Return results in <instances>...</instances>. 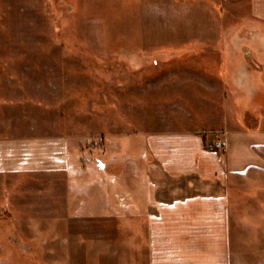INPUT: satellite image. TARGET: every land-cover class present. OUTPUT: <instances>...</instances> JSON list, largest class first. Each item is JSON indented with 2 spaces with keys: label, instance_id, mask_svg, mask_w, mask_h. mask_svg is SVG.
<instances>
[{
  "label": "rangeland",
  "instance_id": "rangeland-1",
  "mask_svg": "<svg viewBox=\"0 0 264 264\" xmlns=\"http://www.w3.org/2000/svg\"><path fill=\"white\" fill-rule=\"evenodd\" d=\"M263 26L250 0H0V124L70 155L0 195V264H145L142 136L256 126ZM262 246L232 229L237 264Z\"/></svg>",
  "mask_w": 264,
  "mask_h": 264
},
{
  "label": "crops",
  "instance_id": "crops-1",
  "mask_svg": "<svg viewBox=\"0 0 264 264\" xmlns=\"http://www.w3.org/2000/svg\"><path fill=\"white\" fill-rule=\"evenodd\" d=\"M250 5L264 25V0ZM261 37L264 43V32ZM249 91L245 86L243 92ZM5 122L0 124L2 197L14 181L34 177L45 183L49 175L67 172V136L9 131L8 114ZM234 122L218 133L171 130L142 136L146 159L132 209L144 225L145 264H237L232 229L264 236V116L253 127ZM117 204L118 213L125 210L124 201ZM258 251L264 258V247Z\"/></svg>",
  "mask_w": 264,
  "mask_h": 264
},
{
  "label": "built area",
  "instance_id": "built-area-1",
  "mask_svg": "<svg viewBox=\"0 0 264 264\" xmlns=\"http://www.w3.org/2000/svg\"><path fill=\"white\" fill-rule=\"evenodd\" d=\"M216 145H217L218 147H220V146H221V144H220V142H219V141L217 142V144H216Z\"/></svg>",
  "mask_w": 264,
  "mask_h": 264
},
{
  "label": "trees",
  "instance_id": "trees-1",
  "mask_svg": "<svg viewBox=\"0 0 264 264\" xmlns=\"http://www.w3.org/2000/svg\"><path fill=\"white\" fill-rule=\"evenodd\" d=\"M91 158V157H90Z\"/></svg>",
  "mask_w": 264,
  "mask_h": 264
}]
</instances>
